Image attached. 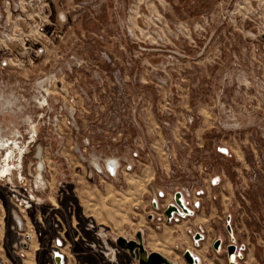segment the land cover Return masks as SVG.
Returning <instances> with one entry per match:
<instances>
[{
	"label": "rangeland",
	"instance_id": "obj_1",
	"mask_svg": "<svg viewBox=\"0 0 264 264\" xmlns=\"http://www.w3.org/2000/svg\"><path fill=\"white\" fill-rule=\"evenodd\" d=\"M109 159L136 167L114 178L90 176L89 165ZM40 162L48 187L40 208L24 215L42 232L36 264H54L56 239L76 264H136L118 248L110 262L85 230L90 220L112 240L126 234L108 224L103 207L81 216L67 170L84 165L105 194L106 183L115 193L123 174L147 163L155 166L154 193L196 182L202 203L211 193L204 180L219 171L226 191L215 194H233L224 204L241 222L236 241L250 249L252 264H264V0H0V168L21 166L29 175ZM53 165L62 167L57 179ZM169 165H184L186 176H168ZM4 183L0 233L14 240ZM150 214L164 218L159 207ZM192 217L186 236L198 227L203 235ZM127 227L132 239L144 229L147 248L168 258L183 251L156 244L153 232L163 234L145 215Z\"/></svg>",
	"mask_w": 264,
	"mask_h": 264
},
{
	"label": "crops",
	"instance_id": "obj_2",
	"mask_svg": "<svg viewBox=\"0 0 264 264\" xmlns=\"http://www.w3.org/2000/svg\"><path fill=\"white\" fill-rule=\"evenodd\" d=\"M217 152L223 157H232L231 151L227 148L219 147ZM61 168L62 167L59 165L52 166V176L54 179L58 178L57 175ZM86 170L87 169L84 165H72V167L70 166L67 170L71 184L73 185V194L79 202L78 205L82 207L81 216L84 218L94 217L93 208L103 207L108 213V224H110L117 233L126 232L125 235H127V232H130V229L127 227L129 219L133 217V219L139 221L141 220L142 215H145L148 221L153 222L155 228L158 231H161L163 234L164 238L161 240L159 237L162 236H160V234H156L155 231H152L154 233L152 237L157 239H155L156 244H162L161 246L165 249L167 248L168 250L174 249L178 251L183 249V251L180 255L174 254V259L168 258L160 251H152L147 248L145 239L143 237L144 229L136 228V231L133 232L134 236L140 232L143 247L147 252L159 253L172 261L174 264L184 263L181 257L185 250L191 251V253L199 259L200 264H252L250 249L244 244H239L238 253L240 257L234 260L233 263H230L223 253H218L213 249V244L218 239L223 240V242L227 239H230L231 237L236 239L238 237V232L240 231L237 229V227L241 225V222L236 220L233 214L231 215L228 212L227 208L229 203L224 204L225 200L229 202V200L233 198V194L228 193L226 195L223 192L215 194V192L218 190L226 191V188L223 186V176L221 173H219V171L216 172L213 169L211 174H208V179L204 180L210 189H208V192H211L210 196L208 197L207 193L205 194L206 196L203 198L204 201L202 203V208L199 209L197 213L190 219L192 224H199L204 229L203 240L195 245L193 240L190 237H187L185 234V229L187 226V222L185 220H180L175 223L170 222L167 224L164 218L158 219L154 216L151 217L150 212H152V199L150 197L154 193L156 185L154 165L147 163L146 165H141L139 169H135L133 172L123 174L118 185L119 188L118 190H115V193L113 192L114 185L106 183L103 188L105 194H101L99 192V188L90 182L86 176ZM213 181H215L214 184ZM212 191L214 193H212ZM113 199L116 201V203L118 202L117 205L113 202ZM54 207L57 208V205H54ZM129 207L133 208L134 212L132 215L128 210H126L127 208L129 209ZM224 207L225 209H223ZM55 208L53 209L56 211ZM54 210L52 215L56 217ZM149 217L151 218L149 219ZM21 218L23 230L18 231L15 226L16 231L14 232L16 238H14V240H4L3 234L0 233L1 264H36V253L40 250L38 233L41 232V230L35 229L29 220V223L27 222L25 217ZM57 220L59 221V218H57ZM37 221L40 222L42 231H45V226L41 222L40 217H38ZM70 224L72 230L76 233L77 228L75 218ZM250 231L252 230H247L246 233H249ZM125 235L119 237L132 239L130 236ZM19 237L21 239L24 238V241L22 242L21 246L22 251L17 253L16 245L18 243L17 240ZM75 238L76 236L73 237L74 240ZM63 245L64 244L60 242V246H58V252L63 256V263L76 264L78 259L71 255V249H69L68 253L62 252L61 247ZM240 248H242V250H239ZM13 254L15 260L11 258Z\"/></svg>",
	"mask_w": 264,
	"mask_h": 264
},
{
	"label": "built area",
	"instance_id": "obj_3",
	"mask_svg": "<svg viewBox=\"0 0 264 264\" xmlns=\"http://www.w3.org/2000/svg\"><path fill=\"white\" fill-rule=\"evenodd\" d=\"M38 165H42V162L34 165L31 174H24L22 172V167L19 166L14 171H11L10 175L4 176L0 178V182L5 181L4 188L5 193L8 201L13 207V214L19 215L24 217V215L30 210H37L42 205V193L47 189L48 182L43 175L44 165L40 170L37 169ZM136 167V165H119L116 159H109L105 162L104 165L94 164L89 165V174L90 176L94 177H105V178H114L119 174H122L123 171L132 170ZM184 165H169L168 166V176L174 177L177 175H183ZM192 167H195L192 165ZM190 171V170H189ZM187 176H192V170L189 172ZM14 173V174H13ZM13 176L11 177V175ZM182 176V177H183ZM181 177V176H180ZM183 177V178H184ZM255 174L253 175V178ZM196 182H193L191 185L186 184V181H182L177 185H171L169 190H162L158 189L156 193L153 195L152 202L155 201L156 206L161 208L163 211L169 204H173V195L175 193H179L181 197L182 206L192 215L201 207L202 197L204 195V190L201 187H195ZM164 199V200H163ZM160 200L165 201V204L160 203ZM262 202L264 203V197L262 198ZM174 205V204H173ZM178 211L181 213L180 209ZM190 216H185L183 219L189 218ZM173 221H178L180 216L176 215L175 213L172 214ZM98 225L93 221L88 220L86 222L85 230L92 233L94 240L99 242L102 248L106 251L104 253L105 257L111 256L109 258L110 262H115L117 247L114 244L115 239H110L108 236V231L102 226ZM201 228L198 227L194 233L189 230L191 236H194L195 233L201 232ZM41 233H38L40 236ZM57 245L60 246V240L56 239ZM114 244L112 246L111 244ZM94 242H91L89 245L88 243L86 246L94 247ZM85 246V247H86ZM55 252L53 251V255ZM59 253V252H58Z\"/></svg>",
	"mask_w": 264,
	"mask_h": 264
},
{
	"label": "water",
	"instance_id": "obj_4",
	"mask_svg": "<svg viewBox=\"0 0 264 264\" xmlns=\"http://www.w3.org/2000/svg\"><path fill=\"white\" fill-rule=\"evenodd\" d=\"M214 183H215V181H213V184ZM173 204H169L162 212V215H163L167 224L170 223L173 213H175L176 215H178L180 217L192 215L182 206L181 197H180L179 193H175L173 195ZM152 206L155 210L157 209L155 201H153ZM178 208L180 209L181 213L178 211ZM150 218L151 217H149V219ZM12 219H13V222H14L17 230L22 231L23 230V223H22L21 219L19 218V216L16 214H13ZM135 237L138 240V243H135V241L130 240V239H126L123 237H117L114 241V244L118 249L130 254V257L133 260H136L134 250L137 248L139 250V252L141 253V256L137 259V264H174L172 261H170L169 259H167L166 257L162 256L159 253L147 252L143 247L140 232L137 233L135 235ZM202 238L203 237L200 234L194 235L193 241H194L195 245H197L198 241H200ZM231 241H233V240L231 239ZM219 244H220V240L215 241L214 248H217L219 246ZM236 249H237L236 245L233 242L226 247L227 258L229 261L234 259V256H235L234 253H235ZM182 258L186 264H200L199 259L196 256H194L191 253V251H189V250H185L183 252ZM53 262H54V264H64L63 263V256L60 253L55 252L53 255Z\"/></svg>",
	"mask_w": 264,
	"mask_h": 264
},
{
	"label": "flooded vegetation",
	"instance_id": "obj_5",
	"mask_svg": "<svg viewBox=\"0 0 264 264\" xmlns=\"http://www.w3.org/2000/svg\"><path fill=\"white\" fill-rule=\"evenodd\" d=\"M200 208H202V203H201V207ZM163 212V211H162ZM193 215H191L190 217H192ZM181 219H179L178 221H180V220H185V219H183V217H180ZM178 221H173V218L171 219V221L170 222H178ZM229 229V228H228ZM196 234H199V233H196ZM195 234V235H196ZM192 240H193V237L194 236H189ZM202 237H203V235H202ZM231 239L233 240V241H231ZM130 240H133V241H135V243H138V240L136 239V237L134 236V238L133 239H130ZM203 240V238L200 240V241H198V243L199 242H201ZM218 240H220V244H219V246L217 247V248H214V244H213V249L215 250V251H217L218 253H223L224 255H225V257L227 258V253H226V247L229 245V244H231L232 242L236 245V251H235V253H234V259H232L231 261H229L228 260V258H227V260L230 262V263H233V261L234 260H236V259H238L239 257H240V255H239V253H238V247H239V244L237 243V241H236V239L234 238V237H231L230 239H229V243H227V242H223V240H221V239H218ZM217 241V240H216ZM194 242V241H193ZM215 243V242H214ZM239 250H242L241 248L239 249ZM134 254H135V257H136V260H133L132 258V260L133 261H136V264H137V259L141 256V253L139 252V250L136 248L135 250H134ZM130 255V254H129Z\"/></svg>",
	"mask_w": 264,
	"mask_h": 264
},
{
	"label": "bare ground",
	"instance_id": "obj_6",
	"mask_svg": "<svg viewBox=\"0 0 264 264\" xmlns=\"http://www.w3.org/2000/svg\"><path fill=\"white\" fill-rule=\"evenodd\" d=\"M42 168V165H38L37 169L40 170ZM12 169V167L9 166V164H5L2 165V167L0 168V177H4L8 174H10V170Z\"/></svg>",
	"mask_w": 264,
	"mask_h": 264
}]
</instances>
